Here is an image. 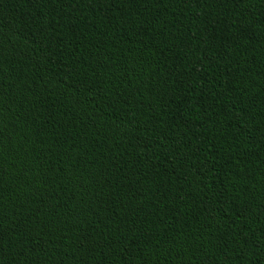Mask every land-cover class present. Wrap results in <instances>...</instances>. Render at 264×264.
Segmentation results:
<instances>
[{"label":"trees","instance_id":"trees-1","mask_svg":"<svg viewBox=\"0 0 264 264\" xmlns=\"http://www.w3.org/2000/svg\"><path fill=\"white\" fill-rule=\"evenodd\" d=\"M0 264H264V0H0Z\"/></svg>","mask_w":264,"mask_h":264}]
</instances>
